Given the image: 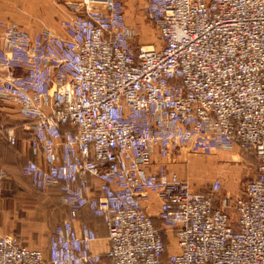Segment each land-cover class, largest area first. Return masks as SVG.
<instances>
[{"label": "built area", "instance_id": "obj_1", "mask_svg": "<svg viewBox=\"0 0 264 264\" xmlns=\"http://www.w3.org/2000/svg\"><path fill=\"white\" fill-rule=\"evenodd\" d=\"M67 5L62 33L0 19V105L38 158L22 173L69 209L47 253L0 233V264H264V0H146L148 47L124 0ZM0 136L20 141L1 120ZM181 148H239L256 175L236 196L218 179L198 191L168 168ZM84 211L105 222L104 254Z\"/></svg>", "mask_w": 264, "mask_h": 264}, {"label": "crops", "instance_id": "obj_2", "mask_svg": "<svg viewBox=\"0 0 264 264\" xmlns=\"http://www.w3.org/2000/svg\"><path fill=\"white\" fill-rule=\"evenodd\" d=\"M7 1L0 0V19L18 20L23 14ZM64 1L68 18L72 12L67 5L68 0ZM6 115L20 121L17 109L13 105L11 108H0L2 122L5 121ZM6 124L18 127L20 141L17 146H12L0 136V169L6 173L0 194V233L16 235L25 246L47 253L55 227L69 217V209L61 202L57 188L38 191L31 179L22 173V167L27 159L38 158L29 149L23 123L20 121L17 124ZM172 167L173 163L169 168ZM79 220L96 230L99 240L94 244V251L104 254L109 243L103 219L84 211ZM106 262L110 264L107 259Z\"/></svg>", "mask_w": 264, "mask_h": 264}, {"label": "rangeland", "instance_id": "obj_3", "mask_svg": "<svg viewBox=\"0 0 264 264\" xmlns=\"http://www.w3.org/2000/svg\"><path fill=\"white\" fill-rule=\"evenodd\" d=\"M124 1L127 22L137 31L136 45L160 46L158 29L147 19L145 13L146 0ZM7 2L23 14L18 17V20L10 21L18 23L25 30L36 33L49 29L55 33H62L61 21L67 18L64 0H8ZM2 107L11 108L12 105H0V108ZM4 119L5 121H1L3 124L20 123L18 119H12L9 115H6ZM171 163H173V169L169 168ZM168 168L181 178L188 180L198 191H210L213 182L218 179L222 183L220 196L227 194L236 196L242 193L247 182L255 177L257 159L239 148L219 150L210 155L181 148L171 155ZM170 236L169 245L174 242L172 235Z\"/></svg>", "mask_w": 264, "mask_h": 264}]
</instances>
